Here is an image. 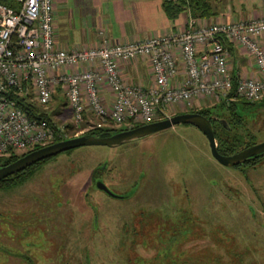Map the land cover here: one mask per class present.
Here are the masks:
<instances>
[{"label": "rangeland", "instance_id": "obj_1", "mask_svg": "<svg viewBox=\"0 0 264 264\" xmlns=\"http://www.w3.org/2000/svg\"><path fill=\"white\" fill-rule=\"evenodd\" d=\"M56 101L40 109L73 135L78 129ZM238 116L231 122L237 150L264 141V105H240ZM98 121L87 116L81 129ZM29 171L0 187V264H264V155L255 166H225L193 125L76 147ZM93 174L125 199L98 189ZM130 221L137 234L123 232Z\"/></svg>", "mask_w": 264, "mask_h": 264}, {"label": "built area", "instance_id": "obj_2", "mask_svg": "<svg viewBox=\"0 0 264 264\" xmlns=\"http://www.w3.org/2000/svg\"><path fill=\"white\" fill-rule=\"evenodd\" d=\"M11 1L14 6L0 3V157L82 134L91 115L100 120L96 127L107 119L132 127L168 118L176 108L186 111L194 99L205 105L230 101L233 89V99H264V17L208 23L189 15L179 32L116 43L100 30L97 46L67 49L55 46L53 0ZM231 44L246 50L259 73L237 75L236 87ZM138 58L148 61L147 85L120 75V63ZM56 89L65 98L70 125L78 129L73 135L67 125L30 117L18 103L21 96L47 107Z\"/></svg>", "mask_w": 264, "mask_h": 264}, {"label": "crops", "instance_id": "obj_3", "mask_svg": "<svg viewBox=\"0 0 264 264\" xmlns=\"http://www.w3.org/2000/svg\"><path fill=\"white\" fill-rule=\"evenodd\" d=\"M163 1L53 0L55 46L67 49L97 46L101 38L100 30L116 43H127L183 30L189 14L183 12L174 21H170L164 12ZM210 1L215 14L208 18H199L208 23L264 17V0ZM230 46L229 66L233 74L257 76L259 73L254 59L241 46ZM119 71L125 82L147 85L152 78L145 58L120 63ZM102 93L110 105L111 92L105 87ZM61 95L60 89L53 92V97L58 101L54 108L64 105L66 109L65 98L60 101ZM201 106H205L202 101L198 107Z\"/></svg>", "mask_w": 264, "mask_h": 264}, {"label": "water", "instance_id": "obj_4", "mask_svg": "<svg viewBox=\"0 0 264 264\" xmlns=\"http://www.w3.org/2000/svg\"><path fill=\"white\" fill-rule=\"evenodd\" d=\"M175 124H190L199 129L207 137L213 157L225 166H239L254 156L264 154V141L248 146L233 154H222L218 149L212 120L197 112H183L174 114L168 118L120 130L107 136L79 134L41 146L25 153L8 164L0 166V180L23 170L31 164L63 151L90 145L117 146L147 134L169 128ZM96 187L110 196L118 197V194L112 192L103 180L97 181Z\"/></svg>", "mask_w": 264, "mask_h": 264}, {"label": "trees", "instance_id": "obj_5", "mask_svg": "<svg viewBox=\"0 0 264 264\" xmlns=\"http://www.w3.org/2000/svg\"><path fill=\"white\" fill-rule=\"evenodd\" d=\"M0 3L7 4L9 6H14L13 2L11 0H0ZM163 9L170 21H174L178 16L183 13V12H188L191 17L194 18H208L215 14L213 10V6L210 0H164L163 1ZM237 79L238 76L234 75V87H236L237 84ZM235 96V89H233L230 93V98H232L230 101H221L213 105H205L201 107H194L193 109L187 110V111H181L178 113H183V112H197L202 114L205 117H208V115L212 112V108L220 107L221 109L228 111V113L233 117L238 116V112H236L240 105L243 104H255V105H264V99L263 102H251L244 97H236L233 99ZM20 107L27 112V114L30 117H35V118H43L47 120L48 122H51L50 117L42 111L38 105L32 102H28L26 98H23L20 96V100L18 101ZM177 113V114H178ZM211 119V117H208ZM234 119V118H233ZM240 120L237 119L236 123H239ZM213 122V121H212ZM138 125H134L132 127H126L124 129H129L136 127ZM68 127V126H67ZM122 128H115V127H106V126H101V127H94L91 129H88L82 134L86 135H99V136H107L110 135L114 132L124 130ZM218 146H219V151L223 154L227 153H232L234 152L236 148V142L239 141L235 136H231L232 130H226L223 129L220 132L217 131V128L214 126ZM251 143H254L252 140L247 142V145H250ZM229 145V146H228ZM41 147V145H37L35 147H32L31 149H27L26 151H23L21 153H14L11 152L6 156L0 157V166L8 164L20 156L24 155L25 153L37 149ZM264 154H261L258 157V159L250 162L248 166H255L258 161L261 160L262 156ZM45 159L38 161L34 164L29 165L28 167L24 168L21 171H18L16 173H13L6 178H3L0 180V187L4 186H13L14 184L26 180L31 174H33V170L29 171L31 168H33L35 165L43 162ZM94 177V176H93Z\"/></svg>", "mask_w": 264, "mask_h": 264}, {"label": "flooded vegetation", "instance_id": "obj_6", "mask_svg": "<svg viewBox=\"0 0 264 264\" xmlns=\"http://www.w3.org/2000/svg\"><path fill=\"white\" fill-rule=\"evenodd\" d=\"M263 102V101H262ZM247 105H249V107L250 108H254L255 109V107H257L258 109L259 108H261L263 105H255V104H247ZM236 112H238V110L236 111ZM229 116H230V118L231 119H226L225 117H222V115L221 114H215L213 111L208 115V117H211V120L213 121L212 123H213V126H215L216 128H217V131L218 132H220L221 130H223V129H226V130H233V127H232V124H231V122L232 121H234V123H236L237 121H236V119H235V117L236 116H234L233 115V117L229 114ZM234 118V119H233ZM237 118V117H236ZM233 119V120H232ZM217 139V138H216ZM254 143H251L250 145H247L246 144V146L245 147H242V149H244V148H246V147H248V146H251V145H254V144H256L257 142L256 141H254V140H252ZM209 142V141H208ZM218 143V142H217ZM229 146V145H228ZM238 146H236V148H237ZM218 149H219V146H218ZM242 149H236L234 152H232V153H227V154H225V155H229V154H233V153H236V152H238V151H240V150H242ZM223 154V153H222ZM256 159H258V157L257 156H254L253 158H251L250 160H248L247 162H245V163H243V164H241V165H239V166H235V167H240V166H248L249 164H250V162H252V161H254V160H256ZM92 176H94V177H92L91 178V181H93V183L95 184L97 181H101V180H103V177L102 176H98V175H96V174H93ZM113 198H116V199H125L124 197L125 196H123V195H121V194H118V197H114V196H112ZM135 221H130L129 222V227H123V232H125V233H128V234H137V227L135 226V223H134ZM11 263V262H10ZM14 262H12V264H13ZM19 264H20V261H19Z\"/></svg>", "mask_w": 264, "mask_h": 264}]
</instances>
